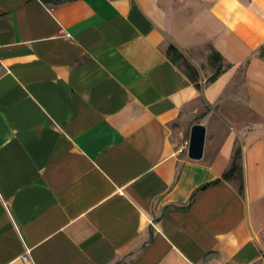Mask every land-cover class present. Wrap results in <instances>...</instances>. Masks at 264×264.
<instances>
[{"label": "crops", "instance_id": "obj_1", "mask_svg": "<svg viewBox=\"0 0 264 264\" xmlns=\"http://www.w3.org/2000/svg\"><path fill=\"white\" fill-rule=\"evenodd\" d=\"M0 264H264V0H0Z\"/></svg>", "mask_w": 264, "mask_h": 264}, {"label": "trees", "instance_id": "obj_2", "mask_svg": "<svg viewBox=\"0 0 264 264\" xmlns=\"http://www.w3.org/2000/svg\"><path fill=\"white\" fill-rule=\"evenodd\" d=\"M166 54L170 58V60L173 63H175L178 67L182 68L184 70V72H186V74L189 76L190 80L193 83H195V85L197 87H199V85L197 83V73H196L195 68L190 64V62L187 61V59L172 44L168 45L167 50H166ZM211 56H212L213 61L218 62L217 59L219 57V54L214 52V53H212ZM221 70H222L221 65L217 64L215 71L207 78V81L214 80L216 78V76L220 73ZM239 157H240V150L237 147L234 151L232 164L229 167V169L223 174V178L229 179L231 177H236L239 181L238 189L241 192L243 189L241 174L237 173L235 175V172L238 170L237 160L239 159Z\"/></svg>", "mask_w": 264, "mask_h": 264}, {"label": "water", "instance_id": "obj_3", "mask_svg": "<svg viewBox=\"0 0 264 264\" xmlns=\"http://www.w3.org/2000/svg\"><path fill=\"white\" fill-rule=\"evenodd\" d=\"M205 140V127L201 122L191 125L187 144V156L191 159H199L202 156Z\"/></svg>", "mask_w": 264, "mask_h": 264}, {"label": "built area", "instance_id": "obj_4", "mask_svg": "<svg viewBox=\"0 0 264 264\" xmlns=\"http://www.w3.org/2000/svg\"><path fill=\"white\" fill-rule=\"evenodd\" d=\"M28 251V249L27 248H25V253ZM23 259H26V256L25 255H23Z\"/></svg>", "mask_w": 264, "mask_h": 264}, {"label": "rangeland", "instance_id": "obj_5", "mask_svg": "<svg viewBox=\"0 0 264 264\" xmlns=\"http://www.w3.org/2000/svg\"><path fill=\"white\" fill-rule=\"evenodd\" d=\"M218 64V63H217Z\"/></svg>", "mask_w": 264, "mask_h": 264}]
</instances>
